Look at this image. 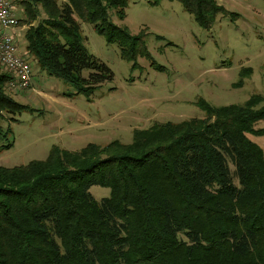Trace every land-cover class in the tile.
I'll list each match as a JSON object with an SVG mask.
<instances>
[{"label":"trees","instance_id":"16d2710c","mask_svg":"<svg viewBox=\"0 0 264 264\" xmlns=\"http://www.w3.org/2000/svg\"><path fill=\"white\" fill-rule=\"evenodd\" d=\"M127 1L16 0L25 48L89 95L113 72L87 52L76 17L134 51L142 35L108 14L122 18ZM177 1L203 28L228 13L216 0ZM9 79L0 71V150L12 145L4 115L31 109L6 93ZM202 108V117L136 129L130 143L53 146L45 159L0 166V264H264V151L248 136L264 132L253 127L264 96ZM93 185L109 194L96 199Z\"/></svg>","mask_w":264,"mask_h":264},{"label":"rangeland","instance_id":"374dc122","mask_svg":"<svg viewBox=\"0 0 264 264\" xmlns=\"http://www.w3.org/2000/svg\"><path fill=\"white\" fill-rule=\"evenodd\" d=\"M216 1L228 13L216 15L208 28L199 26L177 0L157 5L128 0L122 18L110 8L113 23L130 35H142L134 51L132 42L129 50L107 42L93 24L76 17L87 52L113 72L89 95L40 69L21 35L19 49L29 55L30 84L12 88L9 79L5 91L31 109L16 120L8 115L1 120L10 129L12 145L0 150V166L45 159L53 146L77 151L87 143H130L136 129L204 116L202 102L223 106L244 103L253 94L264 96V0ZM17 8L24 34L29 25L22 21L19 2ZM0 71L9 73L1 65ZM253 127L264 131V119ZM248 136L264 151V132ZM90 192L100 199L109 189L93 185Z\"/></svg>","mask_w":264,"mask_h":264},{"label":"built area","instance_id":"2783aa9c","mask_svg":"<svg viewBox=\"0 0 264 264\" xmlns=\"http://www.w3.org/2000/svg\"><path fill=\"white\" fill-rule=\"evenodd\" d=\"M18 2L0 0V65L11 75L9 86L27 88L31 79L29 55L25 49L20 51V36H23L19 25Z\"/></svg>","mask_w":264,"mask_h":264}]
</instances>
